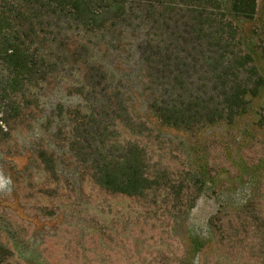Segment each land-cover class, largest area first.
I'll return each instance as SVG.
<instances>
[{
	"label": "trees",
	"instance_id": "1",
	"mask_svg": "<svg viewBox=\"0 0 264 264\" xmlns=\"http://www.w3.org/2000/svg\"><path fill=\"white\" fill-rule=\"evenodd\" d=\"M259 1L0 0V264H61L66 124L74 134L72 151L89 144L83 135H92L97 142L90 160L95 185L129 197L153 195L158 190L160 178L149 169L138 141L121 147L118 157L116 147L103 141L110 122L99 110L64 104L68 76L75 75L74 85L87 105L95 96L109 95V100H116L113 116L126 122L123 127L128 131L141 121L152 123L159 131L200 133L251 114L254 102L260 99L263 103L254 113L253 125L264 130V66L256 62L260 53L264 60V42L256 46L253 34L237 25L257 26ZM259 32L264 39V27ZM126 39L133 44L132 57L140 66L141 82L152 78L147 75L151 64L154 75L175 83L190 68L200 67L207 80L205 95L199 90L198 96H180L177 90L190 87L189 74L182 83L184 88L163 84L164 90L159 92L161 85H157L148 101L144 94L128 93V97L117 92L121 87L105 82L109 68L95 57L104 51H120ZM211 41L218 48L206 51V43ZM89 58L99 64L93 65ZM213 79H222V83L211 91ZM100 106L107 108L108 104ZM140 106L143 116L137 114ZM211 171L208 162L190 170L193 188L201 193L197 192V198L205 189L215 192L220 172ZM252 179L255 190H260L264 176L258 170ZM183 184L180 182V200ZM254 200L249 197L240 209L246 219L239 222L238 215L228 227L218 224L217 215L229 206L220 202L218 210L206 218L208 237L191 234L192 251H201L215 233L234 237L231 229L236 232L239 226L246 227L251 214L259 212Z\"/></svg>",
	"mask_w": 264,
	"mask_h": 264
},
{
	"label": "rangeland",
	"instance_id": "2",
	"mask_svg": "<svg viewBox=\"0 0 264 264\" xmlns=\"http://www.w3.org/2000/svg\"><path fill=\"white\" fill-rule=\"evenodd\" d=\"M190 18L188 14V20ZM199 22L206 23V19ZM237 25L253 34V44L263 46L264 39L258 34L264 27V0L259 1L256 27L253 23L240 22ZM130 40L122 41L126 46L120 51L112 50L107 54L104 51L95 57L109 68L105 82L121 87L117 92L128 97V93L136 97L144 94L148 101L157 91V85H161L159 92L164 90L163 84L184 88L182 83L189 74L190 87L177 92L180 96H198V91L202 90L204 94L203 84L207 80L200 67L190 68L180 82L175 83L154 75V64H151L152 69L147 75L151 74L152 78L147 77L144 83L141 82V69L136 57H132ZM213 45H216L213 41L206 43V51L218 48ZM261 57L260 53L255 61L264 66ZM89 59L93 65L99 64ZM203 63L201 59L200 64ZM76 81L75 75L68 76L64 85V104H72L73 109L83 106L85 110H99L101 117L110 122L109 130L103 131L107 134L103 141H110L111 147H116V156H121V147L133 140L138 141L149 169L159 176L160 184L153 195L135 197L95 185L91 179L93 169L90 160L94 150L92 146L97 142L92 135H83L89 144L72 151L74 134L66 124L63 130V166L67 171L63 175L61 190V264H264V183L257 191L255 184L251 183L258 170L264 176V130L253 125L257 119L254 113L263 99L254 102V112L233 124L215 125L200 133L195 130L191 132L194 134H186L164 128L160 132L152 123L145 125L141 121L132 124L128 131L123 127H126V122L120 123L113 116L116 100H109V95L95 96L87 105L84 96L80 97L77 91L79 87L74 85ZM212 81L211 91L222 83V79ZM106 102L107 108L100 106ZM136 108L139 109L137 114L143 116V106ZM207 162L213 174L220 172L216 190L208 192L209 189H205L197 198V192L201 193L193 188L189 173ZM180 182H184L181 200L178 199ZM208 186L211 188V183ZM251 196L255 197V209L260 213L258 210L257 214L252 213L246 227L241 225L236 232L231 229L232 238L221 235L222 238L215 233L212 242L205 244L201 251H192L191 234L202 239L208 237L210 230L207 229L206 218L218 210L220 202H228L229 206L217 215L218 224L228 227L238 219V215L242 219L239 222H243L246 216L240 209ZM189 257H194V261Z\"/></svg>",
	"mask_w": 264,
	"mask_h": 264
}]
</instances>
